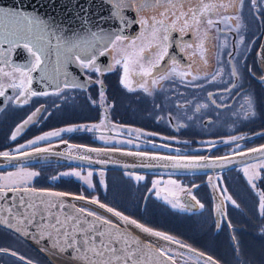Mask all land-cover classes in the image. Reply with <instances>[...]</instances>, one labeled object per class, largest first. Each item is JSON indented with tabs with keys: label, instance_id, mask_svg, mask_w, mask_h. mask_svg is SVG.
I'll return each mask as SVG.
<instances>
[{
	"label": "flooded vegetation",
	"instance_id": "flooded-vegetation-1",
	"mask_svg": "<svg viewBox=\"0 0 264 264\" xmlns=\"http://www.w3.org/2000/svg\"><path fill=\"white\" fill-rule=\"evenodd\" d=\"M102 1L116 8L114 0ZM166 7L168 11L163 16L160 13ZM236 9L239 10L230 8L226 12L224 8H217L216 18L225 15L239 17L230 20L227 25L220 23L209 28L203 23L198 26L195 35L193 29L189 28L183 37L178 30L173 31L169 56L161 62V67L170 68L171 57H174L181 70L187 71L186 66L190 61L185 53L193 52V49L184 47L187 42H203L208 63L203 66L199 54L193 57L198 63L193 65L191 71L200 79L193 80L188 76L181 80L174 77L160 81L153 87L151 78H148L147 87L151 94L139 87L144 78L130 76V86L134 90L125 88L121 83L123 67L116 65L114 59L123 60L124 56H130L125 54L128 48L133 53L147 46L151 39L150 29H143L140 21L154 15L158 19L171 21L175 9L163 3L158 9H144L140 0H126V6L120 9L126 14L122 16V27L116 34L126 39L115 40L114 46L112 43L104 44L103 55L95 53L96 65L102 73L82 69L78 62L68 63L63 68L68 75L60 77L63 90L57 95L56 86L47 79H41L42 73L37 70L31 74V89L38 93L48 92L49 95L29 97L27 103L23 102V96L18 95L20 89L9 87L13 81L19 84L20 74L13 72L11 77L0 76L5 92L4 96H0V153L15 155L48 147L82 152L80 148L84 147L219 158L264 146V70L257 59L264 34V3L257 0L253 5L251 0H244L243 6L237 3ZM237 24L240 25L238 31L235 30ZM205 33L208 38H205ZM9 47L8 43H0V60L7 59L11 65L23 66L32 59L23 46L12 47L11 51ZM97 47L100 48V45ZM147 55L149 52L146 51ZM132 58L137 59L135 56ZM152 58L155 59L154 56ZM51 60L55 64L56 57L55 60L51 57ZM109 66L113 70L107 71ZM130 67L138 71L139 63ZM0 68L11 71L3 63H0ZM233 68L236 76L231 74ZM64 81H74L83 87H64ZM249 96L253 99L255 115L246 112V105L241 107L244 98ZM123 99L131 102L122 103ZM37 109L39 112L33 121L24 127L16 140H12L16 128L24 124ZM93 125L97 128L87 130ZM67 128L76 131H62ZM52 131H60L61 135L35 145L29 144L38 136ZM17 149L20 151L17 152ZM261 162H264V158L242 167L209 174H137L37 162L0 167V175L22 168L37 172L39 175L30 182V186L36 190L95 199L145 227L173 237L179 241V245L223 264L214 255L229 256L240 246L243 248L250 235L246 227L250 213H242L240 209L234 211V205L227 199L228 196L233 199V194L240 198L237 191L229 190L233 177L245 181V169L248 174L259 172L264 176V168L252 167ZM68 171L93 172L88 179L92 187L67 179L62 173ZM97 172L103 174L100 179ZM157 181L159 183L153 188ZM214 197L221 202L220 212L216 211ZM165 198L174 202L178 199L183 209L180 206L173 208ZM200 204L204 207L201 208ZM0 250H4L0 251V264H49L29 243L2 228ZM165 252L175 261L178 256H188L174 249H166ZM179 260L183 261L182 264H191Z\"/></svg>",
	"mask_w": 264,
	"mask_h": 264
},
{
	"label": "snow or ice",
	"instance_id": "snow-or-ice-1",
	"mask_svg": "<svg viewBox=\"0 0 264 264\" xmlns=\"http://www.w3.org/2000/svg\"><path fill=\"white\" fill-rule=\"evenodd\" d=\"M115 7L117 9L116 15L119 14V10L126 6V0H114ZM141 7L147 9L152 7L158 9L160 4L170 6L175 9L172 13L174 19L167 21L166 19H158L155 15L140 21L143 29L149 30V40L146 47H141L138 52H133L130 56H124L123 60L114 59L116 65L123 67V79L121 83L129 91H133L130 84V76L137 78H144L142 83H139V87L146 93L151 94L150 89L147 87L148 78H151V84L153 87L160 81L169 80L172 78H180L183 80L185 77L191 76L193 80L200 79L201 77L194 74L191 69L193 65L198 62L193 57L199 54L200 61L203 62V66H206L208 61L205 55L207 51L204 48L203 42L199 44H193L191 42L185 43L184 47L193 49L191 54L185 53L189 56V64L186 66L187 71L181 70V65L178 64L174 57L172 59V66L161 67V62L165 57L169 56L170 38L173 31L178 30L181 36L186 35V29L192 28L193 35L197 32L200 24L206 23L209 28L215 27L220 23H227L232 19H239L238 16L225 15L223 17H217V8H224L226 12L231 9H236L237 3L243 6L244 0H140ZM255 5L257 0H251ZM264 3V0H261ZM230 6V7H229ZM167 7L160 14L166 16ZM177 25L179 27L177 28ZM240 25L237 24L235 30H239ZM205 38L207 33H205ZM125 37L116 34L114 37L110 35H100L99 33H85V34H73L67 36L64 34L63 29L42 18L38 14H29L22 10H5L0 8V43H8L10 45L9 51L12 47L23 46L30 53L32 59L23 66L11 65L7 59L0 60V63L5 64L11 71H5L4 68H0V76L11 77L13 72L20 74V82L17 84L15 81L9 87L13 89H20L19 96L24 97V103L28 102V98L32 96H47L48 92H36L31 89L32 73L39 70L42 73L41 79H47L51 84L55 85L57 91L55 94H59L63 89L61 85V75L67 76V72L63 71V68L68 63L78 62L82 69H88L89 71L102 73L101 68L96 65L95 53L103 55L102 46L107 43H112L114 46L115 40H123ZM53 40L55 43H53ZM135 44V41H132ZM97 45H101L98 48ZM149 52V55L145 56V52ZM53 53L56 56L55 64L51 60ZM135 56L137 59H133ZM155 57L153 59L152 57ZM74 58V60H73ZM145 61L146 63H140ZM139 63V70L135 71L130 65ZM107 71H111L112 66H109ZM155 70V75L153 74ZM200 68H197L199 71ZM233 76H236V70L233 68ZM64 87H83V85L77 84L74 81H64ZM4 85L0 83V96H4ZM103 98V92H101ZM11 99V97H8ZM246 112L251 115H255L253 99L249 97L244 98V104L241 107H245ZM39 112L28 117V120L24 121V124L16 128L15 133L11 139L16 140L17 135L21 133L26 125L33 121V117ZM97 128L93 125L92 128L87 130L91 131ZM62 131L72 132L76 131L73 128L63 129ZM60 131L48 132L44 135L38 136L36 139L31 140L29 144L35 145L40 141L49 140L51 137L60 136ZM103 139V137H101ZM23 147V146H22ZM20 149H17L19 152ZM36 152H46V148H36ZM88 151H97L96 149H88ZM253 152H262L264 149H252ZM131 154V153H130ZM27 156L29 153H23ZM136 155H143L142 153H136ZM5 160H13L16 157L10 155L8 152L0 153ZM83 158V157H82ZM160 159H172L171 157H160ZM203 159H207L204 157ZM196 161H192V166H196ZM176 167H185L177 163ZM252 167H257L253 165ZM259 168H264V162L258 165ZM9 176H18L19 180L11 183L10 185L0 184V201L5 200L8 197V193L14 194L12 205L10 207H4L0 205V225L12 228L19 232L21 235L31 236L34 240L48 239L51 241L47 248H42V251H48L49 248L55 250L60 254L71 251V258L76 261V264H151V260L146 259L145 249L152 247L151 243L141 244L140 240L132 238L129 240V235L126 231L122 230L117 224L110 220L101 217L98 213L91 210L76 207L75 205L66 204L64 198L70 194L64 192H46L38 191L34 187L30 186V178L39 175L37 172L27 171L20 169L17 173H9ZM64 176H80L79 172H66L62 173ZM89 177L92 173H88ZM245 175H248L247 169H245ZM259 172H255L249 176L248 182L253 188H256L254 180L259 177ZM137 179H143V177H137ZM89 187H92L91 183ZM159 181L153 184V188H156ZM171 184H175V181H169ZM179 187V186H178ZM183 191V189H181ZM159 196V192H157ZM260 197L259 212L264 217V193H258ZM74 199L84 200L83 196H75ZM195 199V197H192ZM227 199L235 205V201L231 196ZM167 203H171L173 208L180 206L183 209V205L179 204L177 199L175 202L167 200ZM93 204H99V207L106 209L109 213H112L120 221L124 222L125 226L128 224L139 229L141 232L148 235L157 237L161 240L170 243H177L173 237L166 235L159 231H154L149 227L138 223L135 219H130L126 215H122L119 211H115L111 207L99 203L93 199L90 201ZM238 207V205H236ZM203 208L204 205L200 204ZM16 209L14 212L13 209ZM69 209V210H66ZM219 210V209H218ZM7 213V216L4 213ZM88 217L92 219L89 220ZM231 226V225H230ZM29 228H36L35 233L29 232ZM235 239V238H233ZM133 244L135 247H133ZM185 247V245H180ZM4 251V250H0ZM12 255H16L12 253ZM157 255L164 257L167 253L163 249L157 251ZM199 255H203L200 253ZM21 259H23L21 257ZM168 260H172L171 256H167ZM207 260L211 264H218L212 257H207ZM156 264H161L157 261ZM172 264H175L172 261Z\"/></svg>",
	"mask_w": 264,
	"mask_h": 264
},
{
	"label": "water",
	"instance_id": "water-1",
	"mask_svg": "<svg viewBox=\"0 0 264 264\" xmlns=\"http://www.w3.org/2000/svg\"><path fill=\"white\" fill-rule=\"evenodd\" d=\"M0 8L5 10H22L29 14H38L42 18L59 25L64 34L72 36L73 34L84 33H99L100 35L113 36L121 29V18L125 12L106 4L102 0H0ZM53 43L55 41L53 40ZM101 48V45H100ZM55 60V54L51 56ZM257 59L260 68L264 70V34L262 36L261 44L258 48ZM46 152L29 151V155L25 156L23 153L12 155L16 157L13 160H5L0 156V167L18 166L21 164H30L37 162H56L71 166H77L88 169H97L102 171H119L127 173H161V174H209L228 171L238 167L245 166L249 163L259 161L264 158V153L253 152L251 150L242 153L233 154L230 156L212 158L208 156H186V155H161L142 153L143 155H136L137 152L121 151L115 149H96L97 151H88L94 148H80L82 152H69L62 148L48 147ZM256 149H264L261 146ZM131 153V154H130ZM83 157V158H82ZM160 157H171L172 159H160ZM206 157L207 159H203ZM196 161V166H192V161ZM177 163L187 165L185 167H176ZM41 191V190H38ZM53 192V191H46ZM72 195L64 198L66 204L82 207L100 214L111 222L117 224L122 230L129 235V240L136 238L140 240L141 244L151 243L150 249H145L146 259L151 260V264H156L160 261L161 264H179L172 258L168 260L167 256L161 257L157 255L159 249H174L184 252L188 256H192L200 261L211 264L207 260L208 255H199L200 252L189 247H181L177 243H170L161 240L157 237L141 232L139 229L128 224L125 226L124 222L120 221L112 213L99 207V204H93L88 199L78 200L74 199ZM14 194L9 192L8 197L0 201V205L10 207ZM216 211L220 212L221 202L215 197ZM219 209V210H218ZM69 210V209H66ZM15 212L16 209L14 208ZM7 216V213H4ZM91 220V217H88ZM0 228L14 233L29 243L49 264H76V261L71 258V251L60 254L53 249L42 251V248H47L51 241L48 239L34 240L31 236L21 235L12 228L0 225ZM36 228H29V232L35 233ZM133 247L135 245L133 244ZM220 264V263H218Z\"/></svg>",
	"mask_w": 264,
	"mask_h": 264
},
{
	"label": "rangeland",
	"instance_id": "rangeland-1",
	"mask_svg": "<svg viewBox=\"0 0 264 264\" xmlns=\"http://www.w3.org/2000/svg\"><path fill=\"white\" fill-rule=\"evenodd\" d=\"M119 54V53H118ZM126 55H131V48H128ZM122 103H130L131 101L129 99H123L121 101ZM260 164V163H259ZM257 164V167L258 165ZM20 166H25L24 164H21ZM19 170L11 172V173H17ZM68 172H79L80 176H64L67 179L71 180L74 179L82 184L89 185L88 182H90L88 179L89 177L88 172L87 174H84L80 171H68ZM7 174H1L0 175V183L4 185H10L13 182H16L19 180L18 176H9ZM103 174L100 172H97V176L100 179ZM252 174L245 175V181H238L237 178L233 177L232 186H230L229 190H233L238 192L240 198L233 194V199L236 203L235 205L232 203L233 210L237 211V209L242 210V213L245 211H248L250 213L249 217L250 220H246L247 225L246 227L250 230L249 237L245 240L243 248L240 246V249H236L230 254L229 256L224 255H214V258H216L218 261H222L223 264H264V217L260 215L259 212V201L260 197L258 193H264V176L259 175L254 180V183L256 184V188H253L251 184H249L248 179L249 176ZM37 176L31 177L30 182L34 180ZM243 193V198L241 197ZM244 199V200H243ZM238 205V207L236 206ZM259 218H257V216ZM239 246V244H238ZM215 250V248H214ZM213 252V251H212ZM215 253H218L215 251ZM182 259L186 262H189L191 264H206V262L200 261L192 256H178L176 257V260L179 261V264H182L183 261L179 260ZM182 262V263H181Z\"/></svg>",
	"mask_w": 264,
	"mask_h": 264
}]
</instances>
